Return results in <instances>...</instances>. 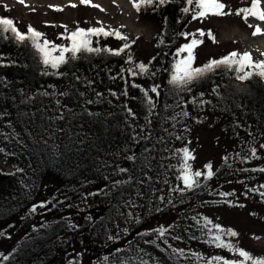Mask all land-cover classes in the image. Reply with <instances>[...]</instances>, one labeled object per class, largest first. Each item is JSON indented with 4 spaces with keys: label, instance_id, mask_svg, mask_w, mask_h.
I'll use <instances>...</instances> for the list:
<instances>
[{
    "label": "trees",
    "instance_id": "1",
    "mask_svg": "<svg viewBox=\"0 0 264 264\" xmlns=\"http://www.w3.org/2000/svg\"><path fill=\"white\" fill-rule=\"evenodd\" d=\"M132 1L138 14L153 15L150 18L159 22L161 32L148 71L144 67L142 72L148 77L149 72L150 76L159 71V64L164 65L158 94L151 99L154 126L137 143L133 140L137 123L130 122V129L119 124L129 118V106L137 112V107L146 105V96L139 88L140 74L130 66L132 59L123 50L108 49L113 41L111 32L96 29L87 37L81 34L53 58L55 52L46 53L39 47L31 31L19 33L13 22L0 18V157L5 163V155L9 156L15 163L11 172L0 170V264H60L73 239L93 258L110 252L109 264H114L120 257L115 253L122 245L104 247L106 230L123 219L133 204L143 180L141 172L148 164L147 146L156 142L163 111L183 89L229 87L227 91L235 96L232 108L241 101L255 113L244 117L255 124L264 120L259 113L264 107V73L245 58L233 57L208 70L172 76L173 44L195 15L200 0H158L155 4ZM212 8L218 11L221 6ZM239 11L244 13L245 8ZM243 71L244 81L239 79ZM117 93H124L123 108L129 109L126 115L112 101ZM223 115L230 121L234 114ZM115 127L127 132L120 148L106 153L101 142ZM7 128L25 137L17 140L6 132ZM29 139L32 142L27 145ZM88 142L91 144L86 148ZM89 149L92 151L88 154ZM101 155L112 159L104 163ZM218 176L219 171L189 188L185 208L179 213L219 192L220 187L209 185ZM210 226L208 231L215 240L206 238L205 245L213 248V242L224 247L231 244L221 237L223 231L218 224ZM199 229L208 234L205 225H199ZM161 230L141 228L139 222L133 227L128 242L155 245L153 252L142 253L141 264H211L188 247L173 249L164 238L166 228ZM64 233L69 234V243L60 240ZM245 255L250 257V264H264L251 252L245 251Z\"/></svg>",
    "mask_w": 264,
    "mask_h": 264
},
{
    "label": "rangeland",
    "instance_id": "2",
    "mask_svg": "<svg viewBox=\"0 0 264 264\" xmlns=\"http://www.w3.org/2000/svg\"><path fill=\"white\" fill-rule=\"evenodd\" d=\"M143 1L155 4L158 0ZM218 5L220 10L212 8ZM242 8H245L244 13L239 11ZM152 16L138 14L132 0H0V18L13 22L19 33L31 31L39 47L46 53L55 52L51 55L53 58L66 51L81 34L87 37L96 29L111 32L113 41L108 49L123 50L132 59L130 66L135 74H140L139 88L146 96V105L142 109L137 107V112L129 106V118L119 124L129 125L130 129L131 123H137V133L133 132L135 143L154 126L155 108L151 99L157 96L164 73L162 63L155 74L149 76L151 72H147L146 77L142 72L155 54L161 35L159 22L150 18ZM233 57L247 59L264 73V0H200L195 15L173 44L172 76L183 77L187 72L208 70ZM245 71L239 73L240 80L246 79ZM227 89L229 87L220 85L183 89L171 107L163 111L156 142L147 146L148 164L141 172L143 180L137 196L123 219L106 230L104 247L122 245L115 253L120 257L114 264H141L142 253L154 251L155 245L128 242L138 222L141 228L153 227L160 232L162 227L166 228L164 238L173 249L188 247L191 253L209 259L211 264H250L245 251L264 260V120L255 124L244 117L255 113L241 101L232 108L235 96ZM123 94H113L112 99L122 112ZM262 107L261 117L264 116ZM128 108L125 106V115ZM230 112L234 114L233 119L227 121L223 114L229 116ZM112 131L101 142L106 153L120 148L127 132H121L120 127ZM6 132L17 140L25 137L8 128ZM41 139L43 143L42 135ZM30 142L32 139L27 140V145ZM90 144L88 142L86 148ZM94 145L92 142V149ZM101 156L104 163L112 159ZM5 158L4 163V158L0 157V170L11 172L15 163L9 156ZM217 171L219 176L211 179L209 185L220 187V191L179 213L185 208L187 190ZM144 213L147 216L142 218ZM208 221L222 228L221 237L231 241L229 246L214 242L213 248L205 245L204 239L215 240L208 231L211 225ZM202 224L208 234L200 233ZM61 239L69 243V234H62ZM68 246L67 256L60 264H83L87 259L88 264L111 261L110 252L93 258L75 239Z\"/></svg>",
    "mask_w": 264,
    "mask_h": 264
}]
</instances>
